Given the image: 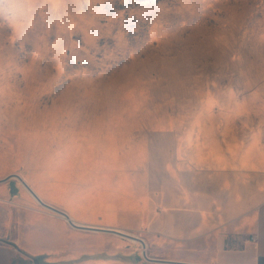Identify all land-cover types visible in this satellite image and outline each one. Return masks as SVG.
Returning a JSON list of instances; mask_svg holds the SVG:
<instances>
[{"label": "rangeland", "instance_id": "obj_1", "mask_svg": "<svg viewBox=\"0 0 264 264\" xmlns=\"http://www.w3.org/2000/svg\"><path fill=\"white\" fill-rule=\"evenodd\" d=\"M204 155H264V0H0V175L132 235L33 196L39 264H143Z\"/></svg>", "mask_w": 264, "mask_h": 264}, {"label": "crops", "instance_id": "obj_2", "mask_svg": "<svg viewBox=\"0 0 264 264\" xmlns=\"http://www.w3.org/2000/svg\"><path fill=\"white\" fill-rule=\"evenodd\" d=\"M190 172V204L174 227L183 234H163L162 245L148 251L162 260L143 264H264V155H204ZM55 240L54 221L41 218L22 180L4 171L0 264H39Z\"/></svg>", "mask_w": 264, "mask_h": 264}, {"label": "water", "instance_id": "obj_3", "mask_svg": "<svg viewBox=\"0 0 264 264\" xmlns=\"http://www.w3.org/2000/svg\"><path fill=\"white\" fill-rule=\"evenodd\" d=\"M18 176H19V175H18ZM20 178H21V177H20ZM31 191L33 192V194H34L35 197H36L37 195L34 193V191H33V190H31ZM37 198H38V196H37ZM41 202L44 203L43 201H41ZM44 204H46V203H44ZM46 205H48V206H49L50 208H52L53 210H55V211H57V212L63 214L65 217L68 218V215H67V213H66L64 210H61V209H59V208H57V207H55V206L49 205V204H46ZM69 223H71V224L74 225V226H81V227H87V228H94V229H101V230L114 231V232H117V233H120V234H123V235L132 236V235H130L129 233H126V232H123V231H119V230H117V229H113V228H106V227H93V226H90V225H78V224H76V223H74V222H72V221H70V220H69ZM143 257L146 258V259H150V260H162V259H159V258L150 257V256H148L146 253H143Z\"/></svg>", "mask_w": 264, "mask_h": 264}, {"label": "bare ground", "instance_id": "obj_4", "mask_svg": "<svg viewBox=\"0 0 264 264\" xmlns=\"http://www.w3.org/2000/svg\"><path fill=\"white\" fill-rule=\"evenodd\" d=\"M68 170V169H67ZM21 177V176H20ZM22 178V177H21ZM108 178H109V176H108ZM22 182H23V185L30 191V193L35 197V195L33 194V192L31 191V190H33L28 184H27V182L26 181H24L23 180V178H22ZM34 191V190H33ZM105 191V190H104ZM34 193L38 196V198H37V196L35 197V199H37L40 203H42L41 201H42V199L39 197V195L34 191ZM63 215V214H62ZM68 215V218L67 217H65L64 215H63V217H64V219L65 220H67L68 222H69V220L70 221H72V222H74L71 218H70V216H69V214H67ZM74 223H76V222H74ZM77 224V223H76ZM78 225H84V224H78ZM98 227V226H97ZM113 229H116V228H113ZM117 230H119V229H117ZM119 231H121V230H119Z\"/></svg>", "mask_w": 264, "mask_h": 264}]
</instances>
